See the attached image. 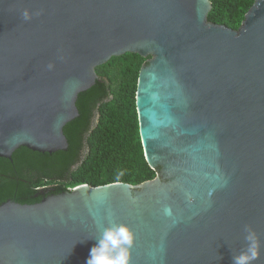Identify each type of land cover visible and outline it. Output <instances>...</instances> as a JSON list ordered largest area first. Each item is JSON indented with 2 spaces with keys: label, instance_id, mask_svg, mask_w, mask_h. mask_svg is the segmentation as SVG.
<instances>
[{
  "label": "water",
  "instance_id": "95a60500",
  "mask_svg": "<svg viewBox=\"0 0 264 264\" xmlns=\"http://www.w3.org/2000/svg\"><path fill=\"white\" fill-rule=\"evenodd\" d=\"M211 0H0V157L69 148L65 126L97 68L127 53L156 178L82 184L0 205V264H86L110 223L134 232L131 264H233L254 230L264 264V0L239 29ZM28 10L31 18L22 13Z\"/></svg>",
  "mask_w": 264,
  "mask_h": 264
},
{
  "label": "trees",
  "instance_id": "16d2710c",
  "mask_svg": "<svg viewBox=\"0 0 264 264\" xmlns=\"http://www.w3.org/2000/svg\"><path fill=\"white\" fill-rule=\"evenodd\" d=\"M211 1L208 20L239 29L256 0ZM149 58L127 53L97 68V83L79 94L80 116L64 128L67 150L42 153L22 146L12 160L0 157V205L34 204L82 184L137 185L156 178L158 170L145 156L136 104L140 71Z\"/></svg>",
  "mask_w": 264,
  "mask_h": 264
},
{
  "label": "clouds",
  "instance_id": "9594fccd",
  "mask_svg": "<svg viewBox=\"0 0 264 264\" xmlns=\"http://www.w3.org/2000/svg\"><path fill=\"white\" fill-rule=\"evenodd\" d=\"M25 20L31 18L28 10L22 13ZM246 248L233 256V264H253L259 259L260 244L254 230L245 227ZM96 243L91 247L86 264H131V248L134 242L133 230L124 223L112 222L105 226Z\"/></svg>",
  "mask_w": 264,
  "mask_h": 264
},
{
  "label": "rangeland",
  "instance_id": "374dc122",
  "mask_svg": "<svg viewBox=\"0 0 264 264\" xmlns=\"http://www.w3.org/2000/svg\"><path fill=\"white\" fill-rule=\"evenodd\" d=\"M97 119H98V117H97Z\"/></svg>",
  "mask_w": 264,
  "mask_h": 264
}]
</instances>
